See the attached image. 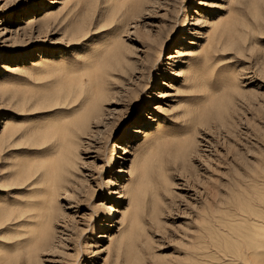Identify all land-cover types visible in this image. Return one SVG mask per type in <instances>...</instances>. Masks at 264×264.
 Segmentation results:
<instances>
[{"label": "rangeland", "instance_id": "obj_1", "mask_svg": "<svg viewBox=\"0 0 264 264\" xmlns=\"http://www.w3.org/2000/svg\"><path fill=\"white\" fill-rule=\"evenodd\" d=\"M0 88V264L43 224L34 264H264V0H0Z\"/></svg>", "mask_w": 264, "mask_h": 264}, {"label": "bare ground", "instance_id": "obj_2", "mask_svg": "<svg viewBox=\"0 0 264 264\" xmlns=\"http://www.w3.org/2000/svg\"><path fill=\"white\" fill-rule=\"evenodd\" d=\"M32 8L31 10L25 11L24 13H28L30 11H34L36 10V5L35 4H29ZM74 10L71 8L70 12L68 14H66L65 16H61L60 18H58L57 16H52V17H46L43 18L40 22V26L39 27H43V25H47L49 19H51L54 23V26L57 27V30L61 32V36H63L65 39H67L68 41H74V42H78V40L80 39V36H78L80 33H86L87 31L85 30V28L82 26L84 21L81 22L80 24H75L74 23ZM47 14H49V12H46L42 17L46 16ZM190 24L189 20L187 18L184 19V25H188ZM23 32H25V29H23ZM43 44H46L45 41L43 42ZM211 42H208L207 45L205 46V50L211 48ZM204 51V49L202 50ZM32 52V51H31ZM182 51L178 48V47H174V49L172 50V52L167 53L166 55V60H172L174 58L178 57V54H181ZM33 52L31 54H27V57L32 56ZM176 54V55H175ZM12 55H7L5 56L4 59L11 57ZM206 57V55H205ZM262 66V65H260ZM262 73V71H259ZM260 73V75H261ZM109 77H111L110 73L108 72ZM128 76L130 77L131 75L128 74ZM195 79H192L191 82L195 83ZM159 85L161 86L162 83L160 82ZM1 90V88H0ZM78 95H76V97H73L72 100H74V98L76 99ZM81 103H82V99H81ZM143 116V115H141ZM195 124V123H194ZM142 127L141 126V122H137L133 125H130L128 127H126L127 132L129 133V135H135V134H141L142 133ZM125 137L122 139L121 142H117V144H115V148L120 151L119 153L115 154V159L116 160H124V156L128 155L131 153V150L133 149V145L132 142H130L129 140L132 139V137ZM140 154L141 153H136L134 152V157L136 158L135 161H131V163L129 165H124L118 168V174L119 175H125V176H131L133 172L137 170H139V172L137 171V175L135 176L134 180L135 181H139L140 180V170H141V166L138 167L139 162L141 161L140 159ZM109 165L111 166L113 164V160L110 159L109 161ZM69 163L70 161L67 162H62V163H57L56 167H51V163H49L47 165V168L42 172V177L44 182L47 185V191L48 193H53V191H58V193H60L61 191L67 192L69 190L68 188V183L71 182L70 179L67 177H63L62 174L57 173L58 170L61 171H65V172H71L69 170ZM72 165V164H71ZM138 167V168H137ZM72 174V172H71ZM228 182V181H227ZM57 184V185H55ZM121 183H118V180L116 179L115 182L112 184V187H118L120 188ZM232 187V186H231ZM122 189V188H121ZM137 190L138 187L135 186H127L125 188H123L121 191H118V199L125 197V194L129 196L130 199L135 200L137 197ZM226 194H230V184H226V190H225ZM211 202V201H210ZM209 202V203H210ZM208 203V204H209ZM212 203V202H211ZM117 212V210L115 209V205L113 206H109L107 214H106V219L107 222L104 223L103 227H105L106 229H109L111 227H115L114 224V220L116 219V215L115 213ZM31 217H33V215H27L25 216V223L24 224H29V220ZM120 224L122 226V228H127L128 224L130 225V220H126V217L123 215V218L120 220ZM46 230L47 227L45 226V224H43L39 229H28L26 231V235L27 238L24 241V245H22V247L19 250L18 256L16 258V260L14 262H12V264H34L33 263V256L34 253L38 250H42L44 249V247L46 246V243L48 241V236L46 234ZM16 236V235H15ZM116 241V239L114 240ZM110 242H112V239L110 240ZM118 242H120L118 240Z\"/></svg>", "mask_w": 264, "mask_h": 264}]
</instances>
